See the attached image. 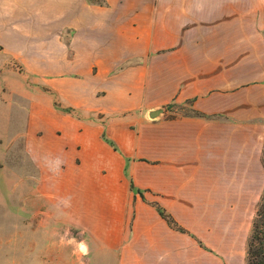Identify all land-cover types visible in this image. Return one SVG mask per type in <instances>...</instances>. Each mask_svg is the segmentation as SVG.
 Returning a JSON list of instances; mask_svg holds the SVG:
<instances>
[{"label": "crops", "instance_id": "crops-1", "mask_svg": "<svg viewBox=\"0 0 264 264\" xmlns=\"http://www.w3.org/2000/svg\"><path fill=\"white\" fill-rule=\"evenodd\" d=\"M9 59L31 85L1 79ZM0 70V144L23 137L34 176L17 218L87 238L47 250L245 264L264 191V0H0ZM18 231L17 264H36L35 229Z\"/></svg>", "mask_w": 264, "mask_h": 264}, {"label": "rangeland", "instance_id": "rangeland-1", "mask_svg": "<svg viewBox=\"0 0 264 264\" xmlns=\"http://www.w3.org/2000/svg\"><path fill=\"white\" fill-rule=\"evenodd\" d=\"M4 67L5 74L1 77L2 80L12 78V80H22L25 85H31L30 79L24 78L20 74L21 70H17L18 66L14 60H7ZM13 102H15L14 98L7 104L9 119L10 115H15V125L19 127L21 125L25 126L28 113L27 107L23 106L21 111L18 110L17 113ZM168 108L170 110L169 116L184 115L189 111L187 106L178 104H173ZM2 117H4V114ZM19 133L22 135L23 131ZM17 136L18 134H14V132L10 134L9 131L8 138L2 139V144H0V264H17V254H21L22 247L17 244V238L21 236L18 234L20 233L18 229L21 227L30 231L35 229V244L38 245L35 251L39 255V258L35 261L36 264H115L116 257L114 255L104 252H100L101 254L99 255L93 249L94 247L90 250L86 249L84 254L79 253L74 246H70L66 250L64 248L57 251L47 250L46 246L58 244L69 235L76 239H87L74 226L72 227V233L68 234L65 232L67 224L64 223L47 224L45 221L43 224L40 217L38 219H30V217L17 218L16 213L20 212V210H31L27 202L35 195L34 188L31 186L34 176L31 171L29 172L31 169L28 168L26 163L28 159L24 153L19 154L21 149L24 148V138ZM21 159H23V164L26 168L19 170L18 166ZM42 210H47V208L44 206ZM53 253L54 258L51 256Z\"/></svg>", "mask_w": 264, "mask_h": 264}, {"label": "trees", "instance_id": "trees-1", "mask_svg": "<svg viewBox=\"0 0 264 264\" xmlns=\"http://www.w3.org/2000/svg\"><path fill=\"white\" fill-rule=\"evenodd\" d=\"M88 1L92 2L95 0H88ZM187 103L188 104L190 103L189 106L191 105V101ZM173 104L175 105L177 103H172L169 106ZM187 108L189 111L184 115H197V116L203 115L200 112L195 111L193 108L188 107V105ZM63 111L66 113H71L73 110L67 108V109H63ZM263 164H264V158H263ZM130 186L131 189L133 190L136 189L139 193H141V195H144V192L142 190L137 189L135 187V184L132 179H130ZM154 205L156 206L161 216L168 222V224L171 227L181 232H187V230L183 228L181 225H179L178 222L159 203H154ZM199 242L201 246H203V243L201 241ZM245 264H264V191L257 204L256 214L252 220L250 233L247 239V245L245 251Z\"/></svg>", "mask_w": 264, "mask_h": 264}, {"label": "water", "instance_id": "water-1", "mask_svg": "<svg viewBox=\"0 0 264 264\" xmlns=\"http://www.w3.org/2000/svg\"><path fill=\"white\" fill-rule=\"evenodd\" d=\"M159 114H160V110H156V111H154V112L151 113V116H152V117H156V116H158Z\"/></svg>", "mask_w": 264, "mask_h": 264}, {"label": "bare ground", "instance_id": "bare-ground-1", "mask_svg": "<svg viewBox=\"0 0 264 264\" xmlns=\"http://www.w3.org/2000/svg\"><path fill=\"white\" fill-rule=\"evenodd\" d=\"M83 250H84L83 248H80V252H81V253L83 252Z\"/></svg>", "mask_w": 264, "mask_h": 264}]
</instances>
